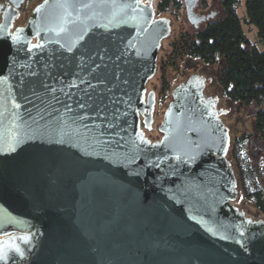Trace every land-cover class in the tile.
Returning <instances> with one entry per match:
<instances>
[{"label":"water","instance_id":"95a60500","mask_svg":"<svg viewBox=\"0 0 264 264\" xmlns=\"http://www.w3.org/2000/svg\"><path fill=\"white\" fill-rule=\"evenodd\" d=\"M26 2L0 3V264H264L207 79L142 130L172 34L153 0H44L14 29Z\"/></svg>","mask_w":264,"mask_h":264},{"label":"rangeland","instance_id":"374dc122","mask_svg":"<svg viewBox=\"0 0 264 264\" xmlns=\"http://www.w3.org/2000/svg\"><path fill=\"white\" fill-rule=\"evenodd\" d=\"M44 0H27L23 6L20 24L28 21L33 9ZM157 3L158 0H155ZM246 0H239L237 13L242 21V27L248 39L260 50L264 45L257 36L256 28L245 22ZM176 9L171 7L165 15L172 23V34L163 42L159 58L158 71L148 84V89L155 91L157 104L154 110V123L157 128L163 120V114L172 100L171 92L190 76L199 75L207 79V94L215 95L221 105L228 109L224 123L230 129L231 145L228 161L234 169L238 181L239 210H244L247 216L261 217L264 219V161L256 163L248 150V136L253 133L255 125L256 106H244L227 100L219 85V76L222 63L207 66L196 59H191L185 54L186 43L190 41L193 32L189 27L184 14L176 16ZM154 129L151 137L159 139L160 133Z\"/></svg>","mask_w":264,"mask_h":264},{"label":"trees","instance_id":"16d2710c","mask_svg":"<svg viewBox=\"0 0 264 264\" xmlns=\"http://www.w3.org/2000/svg\"><path fill=\"white\" fill-rule=\"evenodd\" d=\"M221 1L224 18L192 35L185 54L207 66L222 63L218 82L223 96L232 103L258 108L255 130L264 141V50L245 34L237 13L239 0ZM179 6L178 0H159L157 14ZM245 8V22L256 28L264 45V0H246Z\"/></svg>","mask_w":264,"mask_h":264},{"label":"flooded vegetation","instance_id":"af4514ba","mask_svg":"<svg viewBox=\"0 0 264 264\" xmlns=\"http://www.w3.org/2000/svg\"><path fill=\"white\" fill-rule=\"evenodd\" d=\"M147 0H145L146 2ZM159 1V0H158ZM157 1V3H158ZM180 2V6L179 9H177L176 11V16L180 15V14H184V18L186 19L187 23L189 24V27L192 29L193 35L197 34L198 32L202 31L203 29H205L206 27L213 25L217 22H219L220 20H222L225 16L224 14V9L222 6V1L221 0H199V2L197 3L195 9H194V13L197 16L196 19L193 22H190L189 19L187 18V14H186V8H185V3L184 0H178ZM6 0H0V3L5 4ZM156 1L153 0V5L155 7L156 10V18H166V14H157V3H155ZM23 13V9L20 11V17L19 19L15 22L14 25V29L17 27H22L24 26L26 23L24 24H20L19 20L22 16ZM169 19V18H168ZM1 21V20H0ZM172 26V23H171ZM168 39V38H167ZM166 39V40H167ZM165 41V40H164ZM160 54V53H159ZM158 71V70H157ZM157 73V72H156ZM208 82V81H207ZM150 83V82H149ZM148 83V84H149ZM148 84H147V95L150 92H154L155 93V106L157 104V95L155 91H151L148 89ZM172 95V92H171ZM205 95L207 96V98L211 99V100H216L217 101V107L216 110L220 113V118L222 120V122L224 123V117L228 114V109H225L222 105H221V101L212 94H207V84H206V89H205ZM172 101V100H171ZM170 101V102H171ZM170 102L168 103V105L170 104ZM167 109V108H166ZM166 112V111H165ZM165 114V113H164ZM163 114V117H164ZM143 121V120H142ZM163 122V120H162ZM161 122V123H162ZM153 123H154V118H153ZM160 123V125H161ZM225 124V123H224ZM159 125V126H160ZM159 126H157V128L152 124V127L150 129H147L144 125V123L142 122V130L145 134V136L151 140V142H156L161 140L162 138V134L159 132ZM228 130H229V134H230V129L227 125H225ZM156 128V130L160 133V137L159 139H154L151 137L152 132L154 131V129ZM230 145H231V136H230ZM230 147L227 153V160L229 158L230 155ZM248 150H249V154L251 155L252 159L258 164H260V162L264 161V141L263 139L257 134L256 130H255V125H254V129H253V133L250 134L248 136ZM239 199L237 200V202H235V206L238 208L239 206H237L239 203L238 202ZM243 212H245L243 209L241 210ZM246 214V212H245ZM247 216V215H246ZM249 217L251 220L254 221H258V220H264L261 217H252V216H247Z\"/></svg>","mask_w":264,"mask_h":264},{"label":"snow or ice","instance_id":"6c2138e0","mask_svg":"<svg viewBox=\"0 0 264 264\" xmlns=\"http://www.w3.org/2000/svg\"><path fill=\"white\" fill-rule=\"evenodd\" d=\"M17 251H19V250L17 249Z\"/></svg>","mask_w":264,"mask_h":264}]
</instances>
